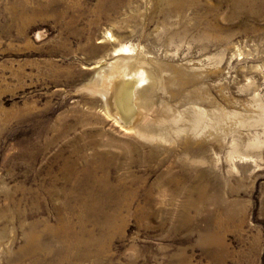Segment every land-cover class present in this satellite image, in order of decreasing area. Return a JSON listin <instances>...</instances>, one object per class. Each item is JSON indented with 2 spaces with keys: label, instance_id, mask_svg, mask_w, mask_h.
Listing matches in <instances>:
<instances>
[{
  "label": "rangeland",
  "instance_id": "obj_1",
  "mask_svg": "<svg viewBox=\"0 0 264 264\" xmlns=\"http://www.w3.org/2000/svg\"><path fill=\"white\" fill-rule=\"evenodd\" d=\"M259 1L0 0V264H264ZM142 70L138 135L107 102Z\"/></svg>",
  "mask_w": 264,
  "mask_h": 264
},
{
  "label": "bare ground",
  "instance_id": "obj_2",
  "mask_svg": "<svg viewBox=\"0 0 264 264\" xmlns=\"http://www.w3.org/2000/svg\"><path fill=\"white\" fill-rule=\"evenodd\" d=\"M218 2V1H217ZM226 2V1H225ZM232 2L235 4V6L236 7H238L237 8V10L238 9H240V8H243V7H245L248 3H252V4H255V3H257V2H260L259 0H232ZM238 3V4H237ZM251 4V5H252ZM261 4V3H260ZM220 6H221V4H220ZM253 6H255V5H253ZM256 6H257V4H256ZM262 6V5H261ZM258 8V7H257ZM233 9V8H232ZM235 9V8H234ZM249 9V8H248ZM243 10V9H242ZM257 10V9H256ZM218 11V10H217ZM261 11V10H260ZM204 12V11H203ZM262 12H264V11H262ZM238 13V12H237ZM259 14V13H258ZM239 15V14H238ZM249 15H251V16H255L256 17V13H254L253 11L249 14ZM220 17V16H219ZM220 22V21H219ZM212 23H214V22H212ZM196 26V25H195ZM207 26H210L209 24L207 25ZM218 26V25H217ZM217 26H215V27H217ZM219 28V27H218ZM218 28H215L216 30H218ZM221 29H222V27H221ZM219 32V31H218ZM203 34V33H202ZM204 36V35H203ZM217 36V35H216ZM222 40V39H221ZM128 50H133V49H130L129 47H125V48H123V49H120V51H128ZM119 50H117L116 52H115V54L116 53H119L118 52ZM129 52L130 51H128V54H129ZM127 53V52H126ZM132 53H133V51H132ZM141 56V55H140ZM135 58V57H134ZM130 61V60H129ZM101 63V62H100ZM126 64H127V62H125ZM132 64L131 65H129V67L131 66V69H134V68H132V66L134 67L135 66V64L133 63V62H131ZM97 65V64H96ZM122 65V64H121ZM120 66V65H119ZM139 66V65H138ZM120 68V67H119ZM140 68V67H139ZM124 69V68H123ZM120 70H121V68H120ZM125 70V69H124ZM139 70V69H138ZM118 71V70H117ZM136 71V70H135ZM110 72V71H109ZM123 72V71H122ZM137 72V71H136ZM135 72V73H136ZM112 73V72H111ZM115 73V72H114ZM121 73V72H120ZM134 73V72H133ZM132 73V74H133ZM139 73V72H138ZM211 73V72H210ZM117 74H119V72H117ZM112 75H113V73H112ZM121 75V74H120ZM119 75V76H120ZM136 75H134V77H135ZM138 77H140V81H131V82H133V83H137V82H139V84H138V86L136 87V88H134V87H130V85H131V82L129 81L130 80V78H129V82L127 81V80H125V81H122L123 79L122 78H124V77H127L126 75H122V76H120V79L118 78V75L117 76H113L112 77V79H115L116 78V80H117V87H116V92H115V96L113 97L114 99H111L109 102H107V108H108V110L109 109H111V111H112V109H115V111L119 114L120 113V115L122 116H120L119 115V119H117V117H116V121L118 122H120V123H122V122H124V121H127L128 122V126H126L127 128H123V129H125L127 132H130L131 133V131L133 132L134 130H137V134L139 135V133H140V135H141V133H142V127L140 126V125H138V123L136 124V120L135 119H133V118H131V117H133V115L135 114V113H133L132 112V110H134V112H135V108L134 107H132V106H130V105H128L129 104V101H130V96H131V94H132V96L134 95L136 98V101H138L139 100V92H140V94H145L146 93V91L149 89V88H147V89H143V87L144 86H146L147 85V83L148 82H150V80H151V75L148 73H146V71H144V70H142V71H140V73L137 75ZM107 79V78H106ZM109 79H110V77H109ZM111 79V80H112ZM122 79V80H121ZM99 80V79H98ZM132 80V79H131ZM120 81H122V82H120ZM148 81V82H147ZM105 83V82H104ZM108 83V82H107ZM107 85V84H106ZM109 85H110V83H109ZM156 85V84H155ZM111 86V85H110ZM100 88V87H99ZM104 88H105V84H104ZM108 88V87H107ZM140 88V89H139ZM152 88V87H151ZM94 90V89H93ZM102 91V90H101ZM106 91V90H105ZM111 91V90H110ZM108 92V91H107ZM107 92L105 93V94H107ZM192 94V93H191ZM104 95V94H103ZM105 96V95H104ZM103 96V97H104ZM190 96V95H189ZM105 98V97H104ZM106 98H107V96H106ZM144 98V97H143ZM191 98V97H190ZM209 98V97H208ZM196 99H199L198 97L196 98ZM201 99V98H200ZM210 99V98H209ZM214 100V99H213ZM135 101V100H134ZM135 101V102H136ZM198 101V100H197ZM212 101H209V104L211 103ZM214 102V101H213ZM142 104H145V103H142ZM199 104V103H198ZM198 104L196 103V107H194V112H193V114H192V116H189L187 119L189 120V123H190V126L192 127L191 129H193L192 131H193V133H199L200 135L202 134L203 135V132H204V126H206V123H208V115L210 116V113H209V110L207 109V108H202V107H200V106H198ZM147 105V104H146ZM212 105V104H211ZM140 106V105H139ZM144 106V105H143ZM142 107V106H141ZM139 108V107H138ZM142 109V108H141ZM144 109H145V107H144ZM218 109V108H217ZM106 110V109H105ZM138 111H140V109H138ZM143 111V110H142ZM218 111V113H222V112H220V110L218 109V110H216L215 112H217ZM223 111V110H222ZM225 111V110H224ZM223 111V112H224ZM227 112H228V110H226ZM226 111L222 114V116H225V113H226ZM254 111V110H253ZM145 112H146V110H145ZM210 112H211V110H210ZM110 113V112H109ZM231 113V112H230ZM111 114H113V113H111ZM110 114V115H111ZM141 114V113H140ZM145 114V113H144ZM181 114H183V113H181ZM107 115H108V113H107ZM216 115H218V114H216ZM182 117H183V115L180 117V119H175V120H177L178 122H176V125H178V124H180V120H182ZM217 117H219V116H217ZM226 117V116H225ZM212 118V117H211ZM125 119V120H124ZM142 119V118H141ZM183 119H184V117H183ZM210 119V118H209ZM213 120H214V118H212ZM230 119V118H229ZM218 121H221V118H218L217 119ZM143 121V120H142ZM116 123V122H115ZM141 123V122H140ZM211 123V122H210ZM221 123V122H220ZM124 124V123H123ZM122 124V125H123ZM216 124H218L219 125V123H216ZM118 125H119V123H118ZM208 125V124H207ZM139 126H140V129H138L139 128ZM210 126H212V125H210ZM121 127H123V126H121ZM208 127V126H207ZM213 127V126H212ZM190 129V128H189ZM142 130V131H141ZM185 130V128H182L181 129V131H184ZM148 131V130H147ZM156 131V130H155ZM144 132V131H143ZM191 132V131H190ZM153 133H155L154 131H153ZM152 133V134H153ZM179 133V132H178ZM177 133V134H178ZM151 134V133H150ZM187 134H189V131H188V133ZM187 134L186 135H184V136H187ZM146 135H149V134H146ZM146 135H143V136H146ZM190 135V134H189ZM188 135V136H189ZM193 134H191V136H192ZM196 135V134H195ZM151 136V135H150ZM187 136V137H188ZM190 136V137H191ZM198 136V135H197ZM196 136V137H197ZM151 137H153V136H151ZM158 137H160L161 138V136L159 135ZM163 137V136H162ZM193 137V136H192ZM199 137V136H198ZM203 140V139H202ZM198 141V140H197ZM199 144H200V142H199ZM198 144V145H199ZM186 145H188L189 146V148H190V150H191V148H193L194 146H195V141L193 140V138L191 139V138H189V139H185V146ZM184 146V147H185ZM136 149H137V147H136ZM189 150V151H190ZM187 153V152H186ZM204 158V157H203ZM203 162V161H202ZM199 164V163H198ZM187 170H189V169H187ZM186 171V170H185ZM184 170H183V172H185ZM189 174V173H188ZM188 176V175H187ZM194 177V176H193ZM193 179V178H192ZM198 180V179H197ZM108 187H109V185H106L105 186V189H108ZM193 187V186H192ZM117 194H118V196L120 195V191L118 190L117 192H116ZM129 197V196H128ZM135 197V196H134ZM126 198H127V196H125V195H123V198H122V200L125 202V200H126ZM186 198V197H185ZM140 212L142 213V215H145V208H140ZM147 213V212H146ZM146 216H148V213H147V215ZM149 216H150V214H149ZM62 231V230H61ZM72 231V230H71ZM74 231V230H73ZM61 235V234H60ZM69 235V237H65V236H63L62 238V240L63 241H61V242H63L62 243V246H61V248H60V252H59V254L61 255V254H66V252H67V249L70 247V246H76L77 248H79V251H78V253H79V255H80V257H81V255H82V258H86L87 256V254H86V251H88V250H90L88 247H85V248H83L80 244H79V239L80 238H78V236H77V233H76V231H74V233H73V235L71 236L70 234H68ZM62 236V235H61ZM55 237H56V234H55ZM72 237L73 238H75V240H73L72 239ZM73 242H72V241ZM74 248V247H73ZM135 253V252H134ZM77 255V254H76ZM69 256V255H68ZM71 256V255H70ZM68 258V257H67ZM69 258H71V257H69ZM67 260V259H66ZM66 260H64V259H62L61 261V263L60 262H58V263H56V264H64L65 263V261ZM71 260V259H70ZM82 261V260H81ZM38 262H39V264H44L43 263V261H41V260H38Z\"/></svg>",
  "mask_w": 264,
  "mask_h": 264
}]
</instances>
